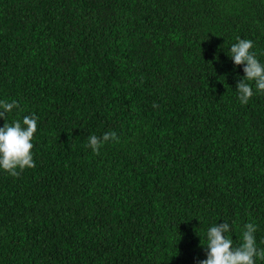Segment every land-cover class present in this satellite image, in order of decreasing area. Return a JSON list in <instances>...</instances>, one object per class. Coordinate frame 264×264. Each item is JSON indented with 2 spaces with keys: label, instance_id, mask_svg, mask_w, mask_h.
Wrapping results in <instances>:
<instances>
[{
  "label": "trees",
  "instance_id": "trees-1",
  "mask_svg": "<svg viewBox=\"0 0 264 264\" xmlns=\"http://www.w3.org/2000/svg\"><path fill=\"white\" fill-rule=\"evenodd\" d=\"M238 38L264 61V0H0L6 121L38 120L35 166L0 170V264H199L226 221L264 247V93L237 99Z\"/></svg>",
  "mask_w": 264,
  "mask_h": 264
},
{
  "label": "clouds",
  "instance_id": "clouds-1",
  "mask_svg": "<svg viewBox=\"0 0 264 264\" xmlns=\"http://www.w3.org/2000/svg\"><path fill=\"white\" fill-rule=\"evenodd\" d=\"M253 47V40L238 38L227 50L235 65H243V75L236 84L237 99L241 104H246L255 93H264V61L252 51ZM18 106L15 100H0V119L4 121L0 126V170L12 176L35 166L31 149L38 127L36 115L6 121V117ZM118 139L115 132H104L102 136L89 134L87 147L98 153L104 143ZM257 227L253 222L244 224L241 242L236 245L229 235L233 231V224L227 221L211 224L203 234L204 242H201L207 248L206 258L200 260L199 264H257V260L264 261V247H258L257 243Z\"/></svg>",
  "mask_w": 264,
  "mask_h": 264
}]
</instances>
